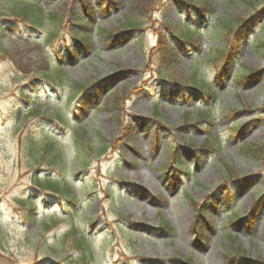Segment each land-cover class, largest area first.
Masks as SVG:
<instances>
[{"label": "rangeland", "instance_id": "obj_1", "mask_svg": "<svg viewBox=\"0 0 264 264\" xmlns=\"http://www.w3.org/2000/svg\"><path fill=\"white\" fill-rule=\"evenodd\" d=\"M194 1L0 0V264H264V0Z\"/></svg>", "mask_w": 264, "mask_h": 264}, {"label": "trees", "instance_id": "obj_2", "mask_svg": "<svg viewBox=\"0 0 264 264\" xmlns=\"http://www.w3.org/2000/svg\"><path fill=\"white\" fill-rule=\"evenodd\" d=\"M28 1H30V0H28ZM182 2L186 5V6H189V7H191V8H193V9H195L198 13H199V15L201 16V17H206V15H208V12H210V7H209V5H205V4H203V5H197L196 3H194L195 1L194 0H182ZM246 21H244L242 24H241V26H240V31H243L242 29H244V27H246V24L247 23H245ZM248 22V21H247ZM134 26H136V25H134ZM132 30H136V29H132ZM231 30H233V28L231 29ZM239 31V32H240ZM199 33V30H197V31H193V30H191V29H187V31H185V32H183L180 36H178L177 38H179V40L183 43V44H189V45H191V46H195L196 45V40H195V37H196V35ZM240 33H242V32H240ZM85 40H83L82 42H81V44H83L84 46H90L91 45V41L90 42H87V43H85L84 42ZM158 52H159V54H160V57H161V60L163 61V62H165V64H168V65H170V66H172L173 64H174V61L172 60V58H171V55H170V52H169V47H168V44L167 43H163V42H159V46H158V50H157ZM70 56H74V52L72 53H70ZM174 58H175V56H174ZM249 70H251V69H249ZM76 88L78 89V90H82V86H80V85H77L76 84ZM85 93L83 94V97H84V99L83 100H85V99H87V102H89L88 101V99L90 100V94H89V92L91 91L90 89H87V88H85ZM196 94L195 95H199V96H201L202 98H204L205 96H208L209 98H210V101L213 99V97L211 96V95H213V93H211V89H210V86L208 85V84H200V85H198V88H196V89H194L193 90ZM192 92V91H191ZM81 101V104H82V106H84L85 107V105H86V102L85 101ZM207 103H208V101H207ZM210 103V102H209ZM204 112H202V114H201V119H206V118H208V116H209V114L207 113V114H203ZM208 142V141H207ZM206 147H209V148H211V145H209L208 143H206V145H205ZM262 151V149L261 148H258V147H256V148H253V149H251L250 150V152L248 153V155H251V156H253V157H257V156H260V152ZM182 166V163H181V165H180V168H182L181 167ZM177 170V169H176ZM228 172H229V182L231 183V184H233V185H240L241 183H244V182H246L245 180H239V177H238V175H237V173H235L234 171H232V170H230V169H228ZM71 193H68L67 194V196H69ZM72 195V194H71ZM215 200V203H214V209H216L217 207H216V205L218 204V205H221V204H225L226 206H228L232 201L229 199V196H226V194L225 195H223V196H220V197H218V194H214L213 196H212V200ZM217 199V200H216ZM200 217V216H199ZM198 217V218H199ZM232 219H233V221H238L239 219H240V217L239 216H237V215H235V214H232ZM197 225H199V226H201L200 224H199V221H198V224ZM77 247H78V249L80 250V251H82L83 253H84V257L86 256V254L89 252V249H88V246H86V243L84 242V240L83 239H80V241H79V243H77ZM181 264H191L190 263V261L189 262H182ZM228 264H233V262L230 260V262H229V259H228Z\"/></svg>", "mask_w": 264, "mask_h": 264}, {"label": "bare ground", "instance_id": "obj_3", "mask_svg": "<svg viewBox=\"0 0 264 264\" xmlns=\"http://www.w3.org/2000/svg\"><path fill=\"white\" fill-rule=\"evenodd\" d=\"M123 136L126 137V133H124V134L121 136V138H122ZM125 137H123V138H125ZM121 138H120V139L117 141V143L115 144L116 147H117V146H121V145L124 144ZM100 229H101V227H95V228L93 229V231L95 230V231H98V232H99ZM134 259H136V258H134ZM190 263H191V264H196L194 261H192V262H190Z\"/></svg>", "mask_w": 264, "mask_h": 264}]
</instances>
